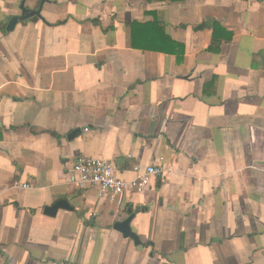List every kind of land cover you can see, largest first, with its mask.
I'll list each match as a JSON object with an SVG mask.
<instances>
[{
  "label": "crops",
  "instance_id": "0c3cea01",
  "mask_svg": "<svg viewBox=\"0 0 264 264\" xmlns=\"http://www.w3.org/2000/svg\"><path fill=\"white\" fill-rule=\"evenodd\" d=\"M22 2L0 0V264H264V0H45L9 31ZM81 154L167 172L115 203ZM135 207L139 246L113 228Z\"/></svg>",
  "mask_w": 264,
  "mask_h": 264
},
{
  "label": "built area",
  "instance_id": "2783aa9c",
  "mask_svg": "<svg viewBox=\"0 0 264 264\" xmlns=\"http://www.w3.org/2000/svg\"><path fill=\"white\" fill-rule=\"evenodd\" d=\"M73 170L79 186H96L99 197H106L115 203H119L127 191L144 192L153 179L162 178L167 172V168L160 164H136L133 166L136 176L131 180H124L117 175L114 162L84 154L75 158ZM23 186L28 187L27 184Z\"/></svg>",
  "mask_w": 264,
  "mask_h": 264
},
{
  "label": "water",
  "instance_id": "95a60500",
  "mask_svg": "<svg viewBox=\"0 0 264 264\" xmlns=\"http://www.w3.org/2000/svg\"><path fill=\"white\" fill-rule=\"evenodd\" d=\"M45 0H41L39 6L34 9H30L26 6H24V2L20 5V13L12 15L6 25L7 30H13L14 27L25 20H28L29 18H32L34 16L40 17L42 6L44 4ZM74 135L71 134L69 137H72ZM58 209H71V206L68 204L66 200H59L52 204L51 206H46L44 208V213L54 216ZM142 210L140 207H135L134 210L132 208L127 209V216L124 218L117 220L113 228L120 232L124 237L129 238L132 240L135 246L142 245V241L140 239V236L132 229V222L136 218L137 214L140 213Z\"/></svg>",
  "mask_w": 264,
  "mask_h": 264
},
{
  "label": "trees",
  "instance_id": "16d2710c",
  "mask_svg": "<svg viewBox=\"0 0 264 264\" xmlns=\"http://www.w3.org/2000/svg\"><path fill=\"white\" fill-rule=\"evenodd\" d=\"M203 25H200L199 28H201ZM5 30V29H4Z\"/></svg>",
  "mask_w": 264,
  "mask_h": 264
},
{
  "label": "rangeland",
  "instance_id": "374dc122",
  "mask_svg": "<svg viewBox=\"0 0 264 264\" xmlns=\"http://www.w3.org/2000/svg\"><path fill=\"white\" fill-rule=\"evenodd\" d=\"M148 255H150V253L148 252Z\"/></svg>",
  "mask_w": 264,
  "mask_h": 264
}]
</instances>
